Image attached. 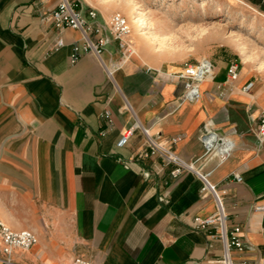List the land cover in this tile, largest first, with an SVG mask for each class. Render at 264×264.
Segmentation results:
<instances>
[{
    "label": "crops",
    "instance_id": "obj_1",
    "mask_svg": "<svg viewBox=\"0 0 264 264\" xmlns=\"http://www.w3.org/2000/svg\"><path fill=\"white\" fill-rule=\"evenodd\" d=\"M53 5L0 0V221L37 236L8 255L0 238V264H222L216 227L196 220L216 211L212 193L195 172L173 178V164L150 153L141 127L214 185L227 227H240L244 249L231 257L264 264V138L256 128L264 78L240 73L221 94L230 60L207 58L212 75L199 98L182 102L183 83L166 76L169 65L148 64L139 50L150 44L132 35L130 57L106 32L102 59L112 76L92 53L71 63L80 32L54 26L46 18ZM96 12L105 26L106 13ZM210 130L233 142L223 161L205 154L200 137Z\"/></svg>",
    "mask_w": 264,
    "mask_h": 264
},
{
    "label": "rangeland",
    "instance_id": "obj_2",
    "mask_svg": "<svg viewBox=\"0 0 264 264\" xmlns=\"http://www.w3.org/2000/svg\"><path fill=\"white\" fill-rule=\"evenodd\" d=\"M79 1L81 8L106 13L107 21L114 13L126 17L128 39L132 35L134 41L143 39L150 44L146 54L139 50L150 65L161 63L176 71L179 67L174 70L172 66L207 58L235 60L240 73L264 78V0ZM132 16L139 20L131 22Z\"/></svg>",
    "mask_w": 264,
    "mask_h": 264
},
{
    "label": "built area",
    "instance_id": "obj_3",
    "mask_svg": "<svg viewBox=\"0 0 264 264\" xmlns=\"http://www.w3.org/2000/svg\"><path fill=\"white\" fill-rule=\"evenodd\" d=\"M97 12L91 7L84 11L80 7L79 0H54L53 7L47 11L46 18L59 28H72L80 32V41L72 43V53L69 57L71 63L76 62L82 55L92 53L97 57L102 66L106 69L108 76H112V70L102 59L104 45L106 43V32L115 40L118 47L123 50L126 55L131 53V45L128 39L130 33L129 23L120 13H114L108 19L106 25H102L95 21ZM90 20V22L88 21ZM63 44V39L57 37L55 46L59 47ZM151 68L148 67V70ZM157 72H159L157 70ZM240 74L239 63L235 60L230 61L227 67L225 80L220 83L218 88L220 93H225L233 83L238 80ZM212 75V64L207 59H202L196 63H184L176 71H167L166 76L174 77L183 83L184 91L180 97L182 102H192L200 96V84L203 80ZM253 85L252 81H248L242 86L243 91H248ZM106 116L109 112H105ZM137 124L126 127L117 140L118 146H124L128 143L130 136L134 132ZM257 132L261 138H264V108L261 109L257 118ZM146 138L150 153H159L167 161L173 164L170 175L173 178L178 177L183 171H192L199 175L202 180V191L208 190L212 193L216 203V211L205 218L196 219L199 227L215 226L217 234L223 245L222 264H255L249 260H234L231 257V249L243 250L244 245L240 235V227L234 226L228 228L226 224V214L221 198L214 189L206 174H202L194 167V163L181 159L176 153L166 148L164 145L157 143L149 134L147 129L141 127ZM175 138L171 141L174 142ZM200 141L204 147L205 154L210 157H216L219 161L225 160L232 148L233 142L228 137L222 135V131H208L200 137ZM236 180L240 181V177L235 175ZM256 210H262V206H256ZM0 238L2 241V251L9 254L14 249H29L37 242V236L31 229L13 230L0 221ZM7 260V259H5ZM71 264H100L82 257H75Z\"/></svg>",
    "mask_w": 264,
    "mask_h": 264
},
{
    "label": "bare ground",
    "instance_id": "obj_4",
    "mask_svg": "<svg viewBox=\"0 0 264 264\" xmlns=\"http://www.w3.org/2000/svg\"><path fill=\"white\" fill-rule=\"evenodd\" d=\"M135 13L138 14V13H141V12H139V11H138V12L135 11ZM134 17H135V16H132V20H131V22H133V23H134V22H137V21L139 20V18H134ZM142 27H146V25H143ZM127 55H128V54H127ZM127 55H126V56H127Z\"/></svg>",
    "mask_w": 264,
    "mask_h": 264
}]
</instances>
